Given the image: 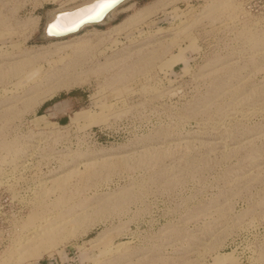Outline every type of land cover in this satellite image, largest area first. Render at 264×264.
I'll list each match as a JSON object with an SVG mask.
<instances>
[{"label":"rangeland","instance_id":"obj_1","mask_svg":"<svg viewBox=\"0 0 264 264\" xmlns=\"http://www.w3.org/2000/svg\"><path fill=\"white\" fill-rule=\"evenodd\" d=\"M83 1L0 0V264H264V0Z\"/></svg>","mask_w":264,"mask_h":264},{"label":"water","instance_id":"obj_2","mask_svg":"<svg viewBox=\"0 0 264 264\" xmlns=\"http://www.w3.org/2000/svg\"><path fill=\"white\" fill-rule=\"evenodd\" d=\"M129 0H118V3L113 5L111 8L106 10L101 16L85 20L84 16L88 14L87 9H89L93 4L96 3V0H91L89 2H84L81 4H77L72 7H67L64 9H56L54 11H51L47 14L42 30L37 36V39H59L64 38L67 36H71L74 34L79 33L81 30H83L86 27H93V26H99V25H105L111 22L112 18L110 17V13L113 9L116 7L121 6L122 4L126 3ZM74 16V19H72V22L68 25H61L62 29H68V30H51L50 25L55 23L57 21V18L61 17H68V16ZM83 20V22H79ZM75 25V26H74ZM49 111L51 109H48Z\"/></svg>","mask_w":264,"mask_h":264},{"label":"snow or ice","instance_id":"obj_3","mask_svg":"<svg viewBox=\"0 0 264 264\" xmlns=\"http://www.w3.org/2000/svg\"><path fill=\"white\" fill-rule=\"evenodd\" d=\"M118 0H96V3L93 4L88 10V14L84 16L85 20L95 19L99 16H101L106 10L111 8L113 5L117 4ZM83 22V20L79 21ZM75 26V25H74ZM51 30H68V29H62L61 24L59 22V18H57V21L50 26Z\"/></svg>","mask_w":264,"mask_h":264},{"label":"bare ground","instance_id":"obj_4","mask_svg":"<svg viewBox=\"0 0 264 264\" xmlns=\"http://www.w3.org/2000/svg\"><path fill=\"white\" fill-rule=\"evenodd\" d=\"M89 1H91V0H86V1H83V2H81V3H84V2H89ZM81 3H78V4H81ZM77 5V4H76ZM73 6H75V5H73ZM70 7H72V6H70ZM116 9H118V7H116L115 9H113L112 11H111V13H110V17L112 18L113 17V13L116 11ZM88 10V9H87ZM72 19H74V16L72 15V16H68V17H61V18H59V22H60V24L61 25H68V24H70L71 22H72ZM78 34V33H77ZM75 35V34H74ZM71 36H73V35H71ZM68 37V36H67ZM64 38H66V37H64ZM59 39H63V38H59ZM55 107H57V106H55ZM54 107V108H55Z\"/></svg>","mask_w":264,"mask_h":264},{"label":"crops","instance_id":"obj_5","mask_svg":"<svg viewBox=\"0 0 264 264\" xmlns=\"http://www.w3.org/2000/svg\"><path fill=\"white\" fill-rule=\"evenodd\" d=\"M129 2H131V4H134V0H129V1H127L126 3H124V4H122L121 6H119L118 7V9H116V11L113 13V17H112V20L111 21H113L114 19H115V17L120 13V12H122V11H124L125 9V5L127 4V3H129Z\"/></svg>","mask_w":264,"mask_h":264},{"label":"trees","instance_id":"obj_6","mask_svg":"<svg viewBox=\"0 0 264 264\" xmlns=\"http://www.w3.org/2000/svg\"><path fill=\"white\" fill-rule=\"evenodd\" d=\"M65 120H66V119H64V118H63V119H60V120H59V123L64 124V123H65Z\"/></svg>","mask_w":264,"mask_h":264}]
</instances>
